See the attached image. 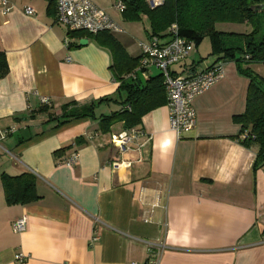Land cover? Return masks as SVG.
Here are the masks:
<instances>
[{"label":"crops","instance_id":"obj_1","mask_svg":"<svg viewBox=\"0 0 264 264\" xmlns=\"http://www.w3.org/2000/svg\"><path fill=\"white\" fill-rule=\"evenodd\" d=\"M6 1L9 13L0 0V52L10 69L0 80V264H154L149 244L157 241L166 246L159 264H264V168L255 171L256 149L240 142L235 117L246 110L250 81L238 64L214 55L209 38L196 45L172 68L175 75L219 64L225 70L195 100L196 128L179 139L164 105L142 119L141 150L122 155L112 138L128 129L123 122L103 129L101 120L121 111L125 98L112 51L88 36L70 37L67 50L69 32L48 0ZM93 2L124 30L110 35L142 58L141 43L152 39L147 17L129 22L113 8L116 0ZM160 75L140 65L126 77L145 83ZM43 98L50 106L41 114ZM70 103H99L96 119L56 127ZM73 153L79 160L69 166ZM24 174L35 176L40 200L9 206L1 178ZM22 218L27 230L16 234L13 223ZM19 253L24 263L16 261Z\"/></svg>","mask_w":264,"mask_h":264},{"label":"trees","instance_id":"obj_2","mask_svg":"<svg viewBox=\"0 0 264 264\" xmlns=\"http://www.w3.org/2000/svg\"><path fill=\"white\" fill-rule=\"evenodd\" d=\"M48 1L50 14L56 17L57 0ZM124 1L127 6L124 17L127 21L140 22L147 17L150 23L148 37L167 38L169 29L176 24L182 38L197 46L209 38L214 55H218L220 60L235 61L238 64L240 72L250 81L246 110L235 117V122L242 127L243 135H247L240 142L246 147L256 149L255 171L264 168V33L261 29L264 9L255 10L257 7H264V0H165L163 5L155 9L149 7L147 0ZM218 24L250 25L253 31L250 34L225 33L217 30ZM69 36L75 39L95 37L99 45L113 53L112 69L120 84L119 92L124 93L125 98L121 103V111L101 118L103 129L109 128L115 122H123L128 130L138 128L147 114L167 105L162 75L145 83L140 79L136 81L126 77L140 67L142 58H132L112 35L101 33L94 36L85 32H74ZM228 37L243 40L244 47L227 46L225 40ZM247 57L250 59L247 60ZM253 66H261L263 73L255 71ZM9 71L6 55L0 52V80ZM99 103L86 106L75 103L66 105L57 119L56 127L77 120L96 119L95 112ZM48 112L47 106L38 111L41 114ZM1 179L9 206L28 205L40 200L34 175H3Z\"/></svg>","mask_w":264,"mask_h":264},{"label":"built area","instance_id":"obj_3","mask_svg":"<svg viewBox=\"0 0 264 264\" xmlns=\"http://www.w3.org/2000/svg\"><path fill=\"white\" fill-rule=\"evenodd\" d=\"M164 1L147 0V3L151 9H155L163 5ZM2 5L4 12L9 13L10 8L6 0H3ZM113 8L119 13H124L127 6L124 0H117ZM25 13L28 16L36 14L31 7L26 8ZM56 22L63 26L69 34L85 32L96 36L101 33H124L123 28L107 12L97 6L93 0H57ZM167 39L166 42H162L160 38L155 37L146 43H141V69L149 70L155 68L161 73L167 95L171 130L179 139H182L190 135L196 128L197 112L194 106L195 100L223 80L225 78V70L224 66L219 64L205 71H196L187 76L175 75L172 72V68L190 58L196 45L180 36L179 28L176 24L169 29ZM64 45L67 50L71 49L70 36L65 39ZM249 59L247 57V60ZM67 61H71V59L68 58ZM42 105L50 106L48 98L42 99ZM14 132L15 130L13 129L9 133L12 134ZM144 137L145 133L143 130L133 128L113 136L112 143L123 155L134 150H141ZM246 138L247 135L244 134L242 139ZM78 160L79 154L73 153L66 160V163L69 166H73ZM120 165L118 160L111 164L114 169H118ZM26 230V218L16 220L13 223L14 233L22 234ZM155 243H150L149 246L155 250L153 263L159 264L166 246L160 241ZM26 260L27 256L23 253L16 255V261L24 263Z\"/></svg>","mask_w":264,"mask_h":264},{"label":"rangeland","instance_id":"obj_4","mask_svg":"<svg viewBox=\"0 0 264 264\" xmlns=\"http://www.w3.org/2000/svg\"><path fill=\"white\" fill-rule=\"evenodd\" d=\"M111 1H113V0H111ZM117 17H119V16L117 15ZM263 22H264V19H262V23H261V29H262V32L264 33V25L262 27V24H264ZM216 28L218 31H221V32L235 33V34H250L253 31L252 26L240 25V24H218ZM229 40H230V42H229ZM225 41H226L227 46L235 45V46H243L244 47V41L239 39V38H234V37L229 38L228 37V38H226ZM203 46H204L203 47L204 51L202 52V54H204V52L206 50V47H205L206 45L204 44ZM204 67L205 66L203 65V63H200L198 65V70H203Z\"/></svg>","mask_w":264,"mask_h":264},{"label":"water","instance_id":"obj_5","mask_svg":"<svg viewBox=\"0 0 264 264\" xmlns=\"http://www.w3.org/2000/svg\"><path fill=\"white\" fill-rule=\"evenodd\" d=\"M128 2H134V1H136V0H127ZM264 9V7H257V8H255V10H263ZM88 44V40H83V41H81V46H86Z\"/></svg>","mask_w":264,"mask_h":264}]
</instances>
